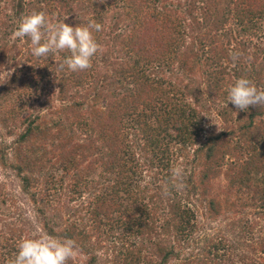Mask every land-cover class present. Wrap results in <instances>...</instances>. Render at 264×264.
<instances>
[{"label": "trees", "instance_id": "1", "mask_svg": "<svg viewBox=\"0 0 264 264\" xmlns=\"http://www.w3.org/2000/svg\"><path fill=\"white\" fill-rule=\"evenodd\" d=\"M4 1L5 7L1 6ZM161 1L152 0L151 6L150 0H0V29L8 37L19 21L33 12H44L53 24L72 18L74 27L83 26L90 19L103 25V33L94 34L101 51L93 58L92 67L82 72L59 68V63L69 55L66 51L36 58L31 54L30 40L17 39L13 47L18 52L12 56V62L18 71L0 95V104L9 96L18 99L13 117L0 107L1 122L10 123L9 135H15L21 111L28 109L29 101L37 103L42 99L40 96L52 94L46 77L56 74L61 104L54 112L57 119L50 123L36 116L27 121L25 131L15 141L17 145L11 148L13 159L8 158L5 146L0 148V158L17 173L22 191L32 200L44 235L75 240L77 254L87 256L86 264L100 263L97 247L91 242L93 236H98L102 243L106 242L103 238L113 240L107 253L114 255L112 264H154L143 255L144 247L137 242L145 233L157 234L156 215L160 213L157 202L164 199L155 191L151 193L152 183L145 187L141 184L145 171L157 169L155 182L162 174L167 178L173 176L172 169L178 160H168L176 155L174 147L181 150L196 147L194 155L208 168L225 153L247 155L250 162L246 161L247 166L242 165L241 172L230 178L229 185L241 195L240 206L251 204L264 217V107L237 110L232 129L225 132L206 130L204 116L198 110L202 104L200 94L209 101L216 92L227 101L228 87L241 76L250 78L264 91V58H258L264 57V0H191L187 17L179 16L180 11L174 5L171 8ZM8 6L12 7L10 15L6 14ZM76 10L82 12L75 13ZM196 12L200 13L198 17L194 16ZM120 24H126L128 30L118 36L116 45L109 46L105 37ZM247 44L244 54L241 47L245 50ZM0 53H4L2 46ZM233 53L239 56L236 63L231 60ZM196 74L200 75V82L193 80ZM52 130L66 140L82 135L93 150L101 151L99 162L103 169L99 181L83 170L72 172L75 170L72 160H62L57 167L37 154L38 137L46 138V131ZM172 161L175 162L171 167ZM42 168L48 172L43 181L47 191L50 184L56 183L62 185L59 190L65 191L64 184L70 180L67 186L70 193L82 199L83 194H89V201L83 202L87 205L86 216H78L80 219L75 222L62 216H57L58 221L48 216L51 209L57 210L58 204L50 201L47 192H42L43 198L39 199L41 192L34 189L40 182L31 178ZM54 170L63 172L61 179H56ZM185 177L187 171L181 176ZM189 182L192 184L190 176ZM174 187L163 184L158 189H169L172 194ZM135 190L141 201L138 199L135 210L124 217L128 221L119 217L121 221L105 222L115 209L105 205V195L119 199L122 194L134 195ZM2 191L0 186V204L7 205L1 200ZM165 224L175 227L181 242H195V216L188 209L184 212L178 209ZM18 225L22 227L17 229ZM28 225V221L20 218L12 227L6 226L7 231H0V264H10L20 240L33 237L32 231L25 228ZM243 230L253 232L254 226L246 222ZM218 239L210 240L203 249L208 258L213 254L216 257L210 264L226 260V255L220 253L228 247L223 238ZM175 255V249L167 251L159 264H168ZM180 261L189 264L191 258ZM69 264H79V260L74 256Z\"/></svg>", "mask_w": 264, "mask_h": 264}, {"label": "rangeland", "instance_id": "2", "mask_svg": "<svg viewBox=\"0 0 264 264\" xmlns=\"http://www.w3.org/2000/svg\"><path fill=\"white\" fill-rule=\"evenodd\" d=\"M6 1L10 2V0ZM190 1L191 0H162L161 4L163 5L164 2V4L169 7L174 5V9L178 8L180 11L179 16L187 17L190 15L187 11ZM150 3L152 6V0H150ZM201 5L202 3H200L199 6ZM1 6H7L6 2H2ZM149 9L151 10L150 7ZM11 10L12 7L8 6L6 14H12ZM81 10H76L75 13H81ZM151 12L153 13V10H151ZM197 14L200 13L196 12L194 16L198 17ZM3 17L4 15L1 17V20ZM64 23L74 27V22L71 24L72 18H66ZM2 29H0V46L4 47V53H0V95L3 94V89L7 83H9L10 77L18 71V66H15L12 62V56L18 52H14L13 43L19 39L14 37L13 33H11L9 37L6 36L3 31L4 29ZM127 30L126 24H120L117 29L107 33L105 41H109V46H114L116 45L118 36L126 33ZM101 33H103V31H101ZM2 39L5 40L3 41ZM262 44L264 47V40ZM248 45L249 44L245 45V50L244 46L241 47L244 54L246 53L245 51ZM258 58L261 60L264 57L259 55ZM257 66H260V64L258 65L257 63ZM65 77L64 75L61 80H64ZM48 80L51 83L52 90H50L52 94L48 95L49 97L40 96L42 99L37 103L31 104V101H29L30 105H27L28 109L20 113L18 120L21 122L18 123L19 127L15 129V135H9L8 129H10V123L5 125L0 120V148L2 146L8 148L6 154L10 160L13 159L14 154L11 148L16 144L15 141L18 136L25 131L27 121L34 119L36 116H40L42 120L50 123L57 119L54 112L60 108L61 104L57 93L60 88L58 87V81L56 82V74L52 73L50 76L48 75L46 77L47 83ZM193 80L200 82V75H194ZM47 83H45L46 86H48ZM258 89L262 90L260 88ZM202 92L204 93V91ZM200 95L202 104L198 110L202 112L201 116H204V126L206 130H215L217 132L231 130L233 127L232 120L234 121L238 109L233 105H229L230 103L220 98L221 96L216 92L215 96L212 97L211 95L209 97V101L203 99V94ZM198 98H200L199 95ZM17 101L18 99L14 96H9L5 101L3 100L0 104L3 113L6 111L7 115L12 114L13 117V108ZM30 108L33 109L30 111ZM133 126H135V124ZM51 132L46 131V138L38 137V142L36 143L39 149L38 155L44 156L52 166L56 165L57 167H59L62 160L66 162L72 160L75 163L73 164V166L75 165V170L72 172L83 170L84 174H90L89 176L96 178L97 181L101 179V171L103 169L102 163L99 162L102 155L101 151L96 152L95 149L93 150L89 143L86 144V140L82 135H79V138L75 137L66 140L64 136L62 139L59 133L53 132V130ZM65 145L68 146V149L65 148ZM83 145L86 147L84 148ZM123 147L128 150V146L123 145ZM195 148L196 147L193 146L189 150H181L178 147H174L173 152L176 155L168 160L169 162L174 159L178 160L177 162L172 161L170 166L172 167L175 162L174 169L179 168L182 170V173L187 171V177L185 178H177L175 176H169L167 178L162 174L159 177V181L155 182L153 178L155 177L157 169L154 172L145 171L143 173L145 181L141 186L145 187L146 184L152 183L154 186H151V193L155 191L164 199L163 201L157 202L160 209V213L156 215L158 217L156 225L157 234L145 233L143 236L139 237L140 239L137 242L139 246L144 247L143 255L148 257L154 264H159L162 262L163 256L167 251L175 249L176 255L170 259L168 264H182L180 260L189 257L191 258L189 264H210L211 259L216 257L213 254L208 258V255L203 252L204 246H206L210 240L214 239L217 241L219 240L218 238H223V242L226 243L228 248H226L225 251H221L220 254L226 255V260L219 262V264H264V217L260 213L261 211L252 207L251 204L240 206L241 195H239L236 190L233 191L232 187L229 185L230 178L233 175L239 174L242 165L247 166L246 161L249 163L250 158L247 155L225 153L223 156L220 155L214 164L210 165V169L204 166L202 161H198L197 157L194 155ZM128 151L125 153H128ZM149 157L151 158V155ZM46 170L47 168L38 169L31 178H36L40 182L34 189L37 192H41L38 193L39 199L43 198L40 196L42 192H47L50 201H56L58 204L57 210L51 209L48 216L57 221V216H62L63 219L67 220L70 218L73 222L80 219L77 218L78 216H86L87 205H84L83 202L87 203V201H89V194H83V199L78 194L76 195L72 192L71 194L67 189V186L70 185V180L67 181V184H64V186H66L64 187L65 191L58 189L62 186L58 183L50 184L52 187L49 186L50 191H47L43 182L48 173ZM53 173L58 180L61 179L63 175L61 171L54 170ZM189 176L192 180V184L189 182ZM166 179H168V181ZM163 184H172L175 186L174 192L171 194L169 189L159 190V186ZM0 186L3 187L1 193L3 197L1 200L7 202V205L0 204V231H7L8 228H6V226L12 227L20 218H24L29 224L25 228L32 231L31 236L44 235L45 233L42 230L43 227L37 219L38 215L32 200L22 191L21 180L9 165L5 166V162L1 158ZM104 186L107 187L108 184L104 183ZM52 188H55L57 191ZM136 192L137 190H135L134 195L131 194L130 197H128L127 194H122L119 199L107 197V194L104 197L103 193H99L100 197H104L106 206H110V209L115 207L114 210L112 209L113 211H110L112 214L108 217L106 216L105 222L108 223L110 219H112L113 222L121 221L119 217L127 222L128 219L124 217L130 214L132 210H135V203L136 201L138 202V199L140 200ZM165 192H167L168 195L165 194ZM135 194L137 196H135ZM50 201L47 203H50ZM212 207L217 208L214 209ZM178 209L182 212L188 209L190 215L195 216L196 231L193 234V238L195 239L194 243L190 240L184 243L181 242L176 237L178 234L175 231V227L169 228L165 224L166 221H170V219L178 213ZM246 222L254 226L253 232L243 230V225H245ZM87 224L89 225V222ZM20 227L22 226L18 225L17 229ZM105 227L108 231L109 225ZM88 231L92 232L93 230L88 228ZM93 233H96L95 230ZM103 240L106 242H100L98 236H93L91 240V242L96 245L94 247H97L96 254L100 257L99 264H112L114 262V255L112 252H110L109 255H107V253L110 251L109 248L112 246L113 240L106 238H103ZM75 257L79 260V264H86L85 261L87 260V256L76 254Z\"/></svg>", "mask_w": 264, "mask_h": 264}, {"label": "clouds", "instance_id": "3", "mask_svg": "<svg viewBox=\"0 0 264 264\" xmlns=\"http://www.w3.org/2000/svg\"><path fill=\"white\" fill-rule=\"evenodd\" d=\"M102 30L103 25L91 19L83 26L72 27L63 21L53 24L44 12H33L19 21L13 35L28 38L31 54L36 58L66 51L69 55L59 63V68L82 72L92 67L93 58L101 51L94 34ZM238 59V54H231L233 63ZM227 102L238 110H247L249 106L264 107V91L258 90L250 78L241 76L228 87ZM172 174L179 178L183 173L176 168ZM77 252V243L70 238L50 235L23 238L10 264H69Z\"/></svg>", "mask_w": 264, "mask_h": 264}]
</instances>
